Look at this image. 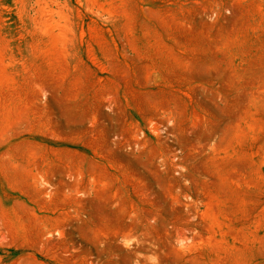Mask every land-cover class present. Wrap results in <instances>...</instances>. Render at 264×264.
Masks as SVG:
<instances>
[{
	"label": "rangeland",
	"instance_id": "374dc122",
	"mask_svg": "<svg viewBox=\"0 0 264 264\" xmlns=\"http://www.w3.org/2000/svg\"><path fill=\"white\" fill-rule=\"evenodd\" d=\"M0 264H264V0H0Z\"/></svg>",
	"mask_w": 264,
	"mask_h": 264
}]
</instances>
